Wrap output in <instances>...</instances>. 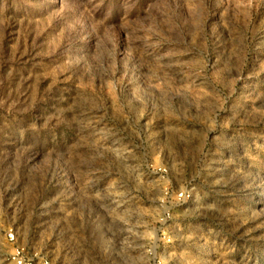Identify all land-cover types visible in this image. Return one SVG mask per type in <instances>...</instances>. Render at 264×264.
Instances as JSON below:
<instances>
[{
  "label": "rangeland",
  "instance_id": "obj_1",
  "mask_svg": "<svg viewBox=\"0 0 264 264\" xmlns=\"http://www.w3.org/2000/svg\"><path fill=\"white\" fill-rule=\"evenodd\" d=\"M17 247L264 264V0H0V264Z\"/></svg>",
  "mask_w": 264,
  "mask_h": 264
},
{
  "label": "built area",
  "instance_id": "obj_2",
  "mask_svg": "<svg viewBox=\"0 0 264 264\" xmlns=\"http://www.w3.org/2000/svg\"><path fill=\"white\" fill-rule=\"evenodd\" d=\"M9 236L10 239L14 240V236L12 234ZM12 259L16 264H32L31 259L26 256L25 251L21 247H17L14 250Z\"/></svg>",
  "mask_w": 264,
  "mask_h": 264
}]
</instances>
